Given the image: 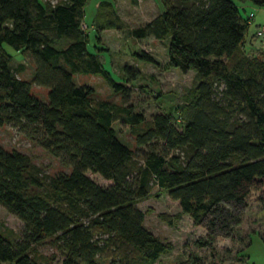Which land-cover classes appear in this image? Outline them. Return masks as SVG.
Here are the masks:
<instances>
[{
  "label": "trees",
  "instance_id": "trees-1",
  "mask_svg": "<svg viewBox=\"0 0 264 264\" xmlns=\"http://www.w3.org/2000/svg\"><path fill=\"white\" fill-rule=\"evenodd\" d=\"M158 2L157 15L129 34L164 40L166 64L193 71L179 127L170 113L145 120L126 103V82L138 70L124 66L116 81L87 49L85 0H0V125L18 126L69 168L46 177L26 154L0 146V206L22 223L15 238L0 231V264H46L30 254L44 241L62 253L61 264H153L172 245L143 227L145 211L135 206L152 185L205 230L200 245L230 237L249 191L264 186V59L240 51L247 16L232 0ZM109 11L113 19L105 16L98 29L116 27ZM2 44L31 58L29 80L12 74ZM133 56L155 63L143 50ZM75 74L100 76L122 103L93 99ZM30 83L46 89L45 99L30 93ZM113 121L128 125L135 151L119 141Z\"/></svg>",
  "mask_w": 264,
  "mask_h": 264
},
{
  "label": "rangeland",
  "instance_id": "rangeland-1",
  "mask_svg": "<svg viewBox=\"0 0 264 264\" xmlns=\"http://www.w3.org/2000/svg\"><path fill=\"white\" fill-rule=\"evenodd\" d=\"M40 1L46 5L64 2ZM99 1L85 0L81 27L88 36L87 49L97 54L101 65L116 81L123 82L124 66L136 68V77L126 82L129 87L126 103L135 112L142 113L145 120L154 113H170L178 120L175 125L179 127L190 109L184 95L195 80L193 71L181 72L166 64L164 40L158 41L151 36L138 39L129 34V29L140 26L157 15L160 11L158 0H138L136 4H132L130 0H106L110 2L109 7L97 6ZM111 7L117 15L116 27L98 29L104 23L105 16L113 19L109 11ZM239 14L243 17L248 15L243 10H239ZM260 14L259 19L264 20V12ZM2 46L11 55L9 67L12 74L29 80L33 71L31 58L27 55L21 56L6 44ZM95 47H104V50H96ZM256 49L264 55V47L260 45L256 46ZM140 50L147 52L155 63L136 59L133 52ZM72 80L77 85L90 86V96L93 99L113 104L122 103L121 94L114 92L100 76L75 74ZM29 91L36 98L45 99V88L30 83ZM111 125L119 141L135 151L128 125L119 121H113ZM0 146L7 151L17 150L26 154L43 176L69 171L68 167L61 165L55 157L35 144L27 136V132L16 125H0ZM84 174L97 184L109 183L88 170ZM135 206L145 211L143 227L160 240L168 241L172 245L171 251L161 255L153 264H264V186L249 191L240 222L233 227L231 236H214L207 245L198 244V241L205 242V230L194 226L188 215L180 212L177 202L155 186L152 185L147 197L138 201ZM21 230V221L0 206V231L15 238L20 235ZM31 253L40 255L46 264H61L62 253L47 241L34 246ZM102 264H106V261Z\"/></svg>",
  "mask_w": 264,
  "mask_h": 264
},
{
  "label": "crops",
  "instance_id": "crops-1",
  "mask_svg": "<svg viewBox=\"0 0 264 264\" xmlns=\"http://www.w3.org/2000/svg\"><path fill=\"white\" fill-rule=\"evenodd\" d=\"M232 2L237 7L238 12L239 10H243L246 13L252 12V16L250 20H248L247 26L243 31L242 42L240 45L241 53L245 56H258L259 58L264 59V55L259 53L256 49V46L261 45V39L256 34V29L258 26L264 25V20L259 19V16L261 15L260 13L264 12V7L256 6L248 0H232ZM240 16L243 17L241 14Z\"/></svg>",
  "mask_w": 264,
  "mask_h": 264
},
{
  "label": "built area",
  "instance_id": "built-area-1",
  "mask_svg": "<svg viewBox=\"0 0 264 264\" xmlns=\"http://www.w3.org/2000/svg\"><path fill=\"white\" fill-rule=\"evenodd\" d=\"M252 16V12H249L247 15V18L250 19ZM256 34L260 37L261 39V46L262 48L264 47V25L258 26L256 29Z\"/></svg>",
  "mask_w": 264,
  "mask_h": 264
}]
</instances>
